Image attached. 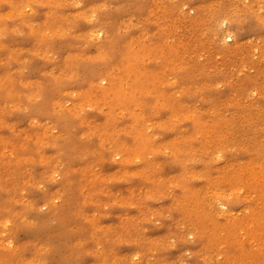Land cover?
Instances as JSON below:
<instances>
[{
	"label": "rangeland",
	"instance_id": "rangeland-1",
	"mask_svg": "<svg viewBox=\"0 0 264 264\" xmlns=\"http://www.w3.org/2000/svg\"><path fill=\"white\" fill-rule=\"evenodd\" d=\"M0 264H264V0H0Z\"/></svg>",
	"mask_w": 264,
	"mask_h": 264
},
{
	"label": "bare ground",
	"instance_id": "bare-ground-1",
	"mask_svg": "<svg viewBox=\"0 0 264 264\" xmlns=\"http://www.w3.org/2000/svg\"><path fill=\"white\" fill-rule=\"evenodd\" d=\"M5 4V3H4ZM42 6V5H41ZM8 8V7H7ZM73 8V7H72ZM71 8V9H72ZM2 9V8H1ZM220 10H221V7L219 8ZM36 15V14H35ZM44 16V15H43ZM221 19H222V16H221V14H218L216 17H214V19H213V23L215 24V27H216V29H217V38L215 37V39L217 40H219L220 41V45H223V46H225L224 45V40L225 39H227V38H229L230 37V39L229 40H232V37H233V34L230 32V26L228 25V24H226V27H223L222 25H221ZM13 22H14V20H12ZM91 21V20H90ZM227 22V21H226ZM14 25V24H13ZM250 27V26H249ZM263 30V29H262ZM13 35H15V34H13ZM17 35V34H16ZM239 35V34H238ZM10 36V35H9ZM214 37V36H213ZM82 38V37H81ZM6 39V38H5ZM18 39V38H17ZM27 39H28V37H27ZM212 39V38H211ZM25 40V39H24ZM29 40V39H28ZM31 40V39H30ZM63 42H64V40H63ZM58 44H60V43H58ZM67 47V46H66ZM149 49V52H148V55H155V56H157V57H159V58H161V57H163L164 56V51L163 50H158V49H154V48H148ZM229 49V48H228ZM90 50V49H89ZM224 51H226V49H224ZM99 54V53H98ZM97 54V55H98ZM96 55V56H97ZM35 60V59H34ZM42 62V61H41ZM47 63V62H46ZM162 64H164V63H162ZM183 68V69H185V68H187L188 70H191L192 69V65L190 64V62L187 60V59H182V61L180 60V59H177V57H169V59H168V62L166 61V65H164V68H165V70H168L169 68ZM176 68V69H177ZM2 69V68H1ZM82 69H80V71H81ZM30 72V71H29ZM39 72V71H38ZM61 76V75H60ZM175 79V78H174ZM86 85V84H85ZM217 85V84H216ZM151 89H153V88H151ZM150 89V90H151ZM45 92V91H44ZM247 94H248V92H247ZM49 95V94H48ZM45 97V96H44ZM49 97V96H48ZM46 98V97H45ZM63 103V102H62ZM66 103V102H65ZM71 103V102H70ZM72 105V104H71ZM70 105V106H71ZM64 106V105H63ZM66 106V105H65ZM63 108H65V107H63ZM96 112V111H95ZM94 112V113H95ZM16 114V113H15ZM28 115V114H27ZM100 116V115H99ZM103 116V115H102ZM167 116V115H166ZM234 116V115H233ZM175 117V116H174ZM14 119V118H13ZM175 119V118H174ZM26 120V119H25ZM204 121H205V119H204ZM220 121V120H219ZM25 122V121H24ZM23 122V123H24ZM164 122V121H163ZM186 123V122H185ZM206 123V122H205ZM64 124H67V123H64ZM190 124V123H189ZM207 124V123H206ZM211 124V123H210ZM218 124V123H217ZM214 125V124H213ZM132 129V128H131ZM6 130V129H5ZM8 131V130H7ZM94 134V133H93ZM89 138H91V137H89ZM63 139H65V138H63ZM178 140H180V139H178ZM233 140H235V139H233ZM156 141V140H155ZM183 142V141H182ZM152 143V142H151ZM121 144V143H120ZM122 145V144H121ZM159 145V144H158ZM178 145H180V144H178ZM182 145V144H181ZM151 147V146H150ZM49 148H51V147H49ZM223 148V147H222ZM182 150V149H181ZM221 150V149H220ZM218 152V151H217ZM149 155V154H148ZM147 155V156H148ZM133 156V155H132ZM138 156V155H137ZM65 157V156H64ZM112 157V156H111ZM139 157V156H138ZM124 161V160H123ZM125 161H126V159H125ZM124 161V162H125ZM135 161V160H134ZM122 164H123V162H122ZM127 164V163H126ZM207 164V163H206ZM219 164V163H218ZM232 164V163H231ZM35 166V165H34ZM33 166V167H34ZM39 166H41V165H39ZM108 166V165H107ZM135 166V165H134ZM184 166V165H183ZM227 168H229V167H227ZM123 169V168H122ZM121 169V170H122ZM125 169V168H124ZM136 170V169H135ZM228 170V169H227ZM137 171V170H136ZM133 173V172H132ZM142 173V172H141ZM140 173V174H141ZM144 173V172H143ZM193 173H194V171H193ZM132 175V174H131ZM145 176V175H144ZM154 177V176H153ZM163 178H165L164 176H162ZM243 177V176H242ZM105 179V178H104ZM111 179V178H110ZM112 180V179H111ZM239 180V179H238ZM151 183V182H150ZM56 184V183H55ZM199 184V183H198ZM54 186V185H53ZM214 188V187H213ZM55 190V189H54ZM57 190V189H56ZM146 190V189H145ZM198 190V189H197ZM140 191V190H139ZM181 191V190H180ZM6 193V192H5ZM193 193H194V190H193ZM236 193H238L237 191H236ZM241 193V192H240ZM7 194V193H6ZM242 194V193H241ZM37 195V194H36ZM40 195V194H39ZM205 195V194H204ZM236 195V194H235ZM229 196H231V195H229ZM248 197V196H247ZM231 200V199H230ZM42 201V200H41ZM41 203V202H40ZM242 205V204H241ZM16 207H17V205H16ZM235 207V206H234ZM239 207V206H238ZM196 210V209H195ZM192 211V210H191ZM190 212V211H189ZM200 212V211H199ZM219 214H221V213H219ZM119 215H121V214H119ZM150 215H152V214H150ZM191 215V214H190ZM195 215H199V214H195ZM41 216V215H40ZM36 217V216H35ZM224 219V218H223ZM201 220V219H200ZM136 222V221H135ZM214 223V221L212 222V224ZM91 225V224H90ZM214 225V224H213ZM216 225V224H215ZM214 225V226H215ZM93 226V225H92ZM136 226V225H135ZM200 226V225H199ZM206 226V225H205ZM216 226H219V225H216ZM170 227V226H169ZM218 228V227H217ZM216 228V229H217ZM26 230H28V229H26ZM96 230V229H95ZM14 231H15V228L13 229V231H12V229H10V232L13 234L14 233ZM128 231V230H127ZM202 231V230H201ZM44 232V231H43ZM181 232V231H180ZM184 232V231H183ZM204 232H205V230H204ZM45 233V232H44ZM36 234V233H35ZM232 236V235H231ZM119 237V236H118ZM117 238V237H116ZM234 238V237H233ZM233 238H232V240H233ZM28 239V238H27ZM43 239H44V237H43ZM179 239H181V238H179ZM120 240V239H119ZM57 241V240H56ZM30 246V245H29ZM193 247V246H192ZM132 250V249H131ZM179 250V249H178ZM112 251V250H111ZM198 256V255H197ZM87 263V262H86ZM165 263V262H164Z\"/></svg>",
	"mask_w": 264,
	"mask_h": 264
}]
</instances>
